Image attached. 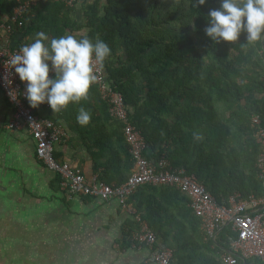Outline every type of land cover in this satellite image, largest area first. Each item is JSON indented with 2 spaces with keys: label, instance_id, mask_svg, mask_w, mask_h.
Here are the masks:
<instances>
[{
  "label": "trees",
  "instance_id": "obj_1",
  "mask_svg": "<svg viewBox=\"0 0 264 264\" xmlns=\"http://www.w3.org/2000/svg\"><path fill=\"white\" fill-rule=\"evenodd\" d=\"M15 4L0 0V17L11 15ZM76 5L45 0L26 17L18 43H31L41 31L50 38L82 32L75 36L104 40L112 49L105 61L107 80L123 95L131 122L145 137L146 158L158 162L167 154L168 169L195 175L220 204L229 205L236 194L264 197L258 166L264 152L258 138L264 128V38L250 43L242 32L236 42L212 41L204 29L208 12L218 9L220 0L204 5L198 0H89L79 10ZM79 13L82 22L76 19ZM82 105L91 113L90 123L83 127L71 119L85 131V142L100 149L94 154L96 175L112 184L106 177L111 172L118 178L114 185L124 183L135 167L124 121L111 114L109 99L95 85L86 99L65 110ZM54 156L65 162L56 151ZM128 203L142 221L136 216L128 221L119 242L123 251L133 248V235L147 223L159 243L173 250L171 264H219L224 255L235 256L237 264H264L234 250L239 233L232 225L216 240L207 237L190 195L175 185L139 186Z\"/></svg>",
  "mask_w": 264,
  "mask_h": 264
},
{
  "label": "crops",
  "instance_id": "obj_2",
  "mask_svg": "<svg viewBox=\"0 0 264 264\" xmlns=\"http://www.w3.org/2000/svg\"><path fill=\"white\" fill-rule=\"evenodd\" d=\"M88 1L78 0L77 9ZM80 14L76 19L82 22ZM81 107L58 113L44 106L35 110L59 120L69 134L56 146L59 159L93 177L94 154L100 149L85 142L81 135L85 131L71 119ZM13 116L0 89V264H153L148 247L125 251L119 247L135 215L117 200L66 194L57 173L37 158L27 129L7 127ZM106 177L112 184L118 182L111 172Z\"/></svg>",
  "mask_w": 264,
  "mask_h": 264
},
{
  "label": "built area",
  "instance_id": "obj_3",
  "mask_svg": "<svg viewBox=\"0 0 264 264\" xmlns=\"http://www.w3.org/2000/svg\"><path fill=\"white\" fill-rule=\"evenodd\" d=\"M45 0H16L13 13L0 17V89L4 92L10 105L14 109L13 119L7 127L9 129L25 128L32 136L36 146V156L46 166L61 177V189L68 195H89L103 201L117 200L128 212L142 221L141 216L128 200L139 186L145 184L175 185L190 195L191 206L202 221V229L207 237L216 240L220 230L232 225L239 236L232 241L235 251L244 258L264 259V197L251 195L243 198L236 194L230 198V204H220L217 199L198 181L195 175L187 174L186 170H178L179 174L168 169L169 160L165 154L158 162L149 160L144 155L147 147L146 139L141 131L131 122L128 106L122 94L115 92L105 71V62L96 66L97 82L94 84L103 93L104 99L111 103V114L124 121V132L134 156L135 167L130 178L120 185L108 184L98 175L86 177L83 172L68 162L59 163L54 156L57 144L69 138L62 125L39 114L29 106L24 96L25 84L20 81L14 70L7 64V60L25 43L19 42V33L26 26V17L30 11ZM74 7L78 0H55ZM18 43V44H17ZM10 93H14L13 100ZM109 97V98H108ZM47 109L51 107L45 103ZM256 125L261 124L259 117H254ZM259 141L264 147V128H259ZM261 177H264V152L259 160ZM133 248L148 247L151 251V262L154 264H171L173 250L159 243L156 234L147 223H142V229L133 235ZM238 259L233 255H224L219 264H237Z\"/></svg>",
  "mask_w": 264,
  "mask_h": 264
},
{
  "label": "clouds",
  "instance_id": "obj_4",
  "mask_svg": "<svg viewBox=\"0 0 264 264\" xmlns=\"http://www.w3.org/2000/svg\"><path fill=\"white\" fill-rule=\"evenodd\" d=\"M198 3L204 5L207 0H198ZM204 31L216 43L236 42L242 32L247 33L250 43L261 40L264 38V0H220V7L208 12ZM111 55V47L100 38L92 40L73 34L50 38L41 31L31 43L22 45L7 64L25 84L24 96L31 108L47 103L58 113L88 97L97 82L96 66ZM10 96L16 99L14 93ZM76 119L81 126H87L91 113L81 107Z\"/></svg>",
  "mask_w": 264,
  "mask_h": 264
}]
</instances>
